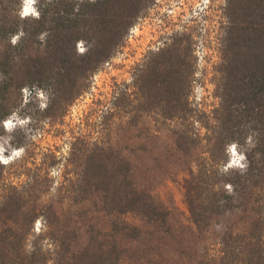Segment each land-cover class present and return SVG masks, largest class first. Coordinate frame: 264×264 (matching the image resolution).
<instances>
[{
	"label": "trees",
	"instance_id": "16d2710c",
	"mask_svg": "<svg viewBox=\"0 0 264 264\" xmlns=\"http://www.w3.org/2000/svg\"><path fill=\"white\" fill-rule=\"evenodd\" d=\"M151 1L39 0L36 16L22 15L23 0H0V126L25 86L44 89L51 107L82 94ZM226 16L218 104L185 109L184 39L157 52L136 80L145 109L174 121L168 142L139 163L99 137L74 146L78 171L60 201L33 178L32 189L13 186L0 201V264H264V0H227ZM232 143L243 168L226 167ZM180 170L194 174L193 226L156 193Z\"/></svg>",
	"mask_w": 264,
	"mask_h": 264
},
{
	"label": "rangeland",
	"instance_id": "374dc122",
	"mask_svg": "<svg viewBox=\"0 0 264 264\" xmlns=\"http://www.w3.org/2000/svg\"><path fill=\"white\" fill-rule=\"evenodd\" d=\"M27 3L23 0V13ZM38 3L35 0V10ZM226 4L227 0H153L144 7L123 45L71 102L51 107L52 98L44 89L28 86L27 102L22 91L13 96L19 103L13 112L18 118L30 119L12 129H6L3 123L0 126V148L4 149L0 155L7 157L13 150L24 148L21 156L9 163L0 161L4 164L0 201L13 186L32 189V184H26L31 178L36 179L35 189L48 190L45 198L60 201L61 182L75 177L78 171L79 155L73 147L84 145L88 139L99 137L136 163L156 157L155 147L168 142L174 121L159 114L161 108L145 109L136 79L143 65L178 39H184L182 54L188 67L184 91L189 104L185 98V109L193 106L197 111L212 110L219 102L216 79L227 24ZM88 44L80 41L79 51ZM42 91L44 96L40 95ZM42 104L47 106L42 108ZM228 154L231 161L229 149ZM170 160L168 157L158 163L163 167ZM193 176L190 170H180L156 187L159 198L173 208L176 220L187 226L194 225L188 203L189 195L194 193ZM173 264H190V260L179 256Z\"/></svg>",
	"mask_w": 264,
	"mask_h": 264
},
{
	"label": "clouds",
	"instance_id": "9594fccd",
	"mask_svg": "<svg viewBox=\"0 0 264 264\" xmlns=\"http://www.w3.org/2000/svg\"><path fill=\"white\" fill-rule=\"evenodd\" d=\"M34 3H35V0H28V4H27V9L23 14H34L36 16L39 15V12L37 10H35L34 8ZM17 40V37H13V43H15ZM81 51H83V48L80 49ZM22 92L25 94V102H27L28 100V96H29V88L27 86H25L23 89H22ZM41 96H44V92L42 91L40 93ZM47 104H42L41 107H46ZM30 117L29 118H18L17 116V113L13 112L7 119H5L3 121V124L5 126L6 129H12L14 128L17 124L19 125H25L28 123ZM4 151L3 148H0V153H2ZM229 151L232 153V159L231 161L229 162L228 165H226V167H232V166H238L240 168H243L245 167L244 164L241 163V161H243L245 159V154L244 153H241L238 151V148H237V144L236 143H232L229 147ZM24 152V148L23 147H20L18 149H15L11 152L10 155H8L7 157L3 156V155H0V161H2L4 164H7L9 163L11 160L21 156V154ZM231 184L228 185V188L231 189ZM41 219H38L36 221V231L39 232L41 230Z\"/></svg>",
	"mask_w": 264,
	"mask_h": 264
},
{
	"label": "bare ground",
	"instance_id": "6f19581e",
	"mask_svg": "<svg viewBox=\"0 0 264 264\" xmlns=\"http://www.w3.org/2000/svg\"><path fill=\"white\" fill-rule=\"evenodd\" d=\"M28 4V3H27ZM27 4H26V7H25V10H24V12L26 11V9H27Z\"/></svg>",
	"mask_w": 264,
	"mask_h": 264
}]
</instances>
